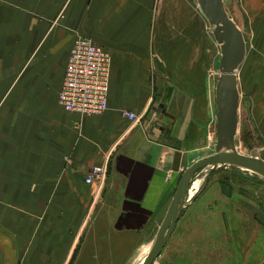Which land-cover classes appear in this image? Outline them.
Segmentation results:
<instances>
[{
    "label": "crops",
    "instance_id": "1",
    "mask_svg": "<svg viewBox=\"0 0 264 264\" xmlns=\"http://www.w3.org/2000/svg\"><path fill=\"white\" fill-rule=\"evenodd\" d=\"M240 2L252 48L236 73L237 120L243 94L264 137V0ZM189 9L192 30L205 38ZM161 11L175 14L168 43L158 35ZM178 11L159 0H0V264L141 263L180 173L199 157L193 91L209 118V85H190L194 57L184 52L188 83L176 72ZM76 35L110 55L99 114L57 103ZM94 165L105 172L85 183ZM195 198L181 209L156 264H224L194 228ZM125 211L131 223L116 228Z\"/></svg>",
    "mask_w": 264,
    "mask_h": 264
},
{
    "label": "rangeland",
    "instance_id": "2",
    "mask_svg": "<svg viewBox=\"0 0 264 264\" xmlns=\"http://www.w3.org/2000/svg\"><path fill=\"white\" fill-rule=\"evenodd\" d=\"M159 2L179 5V17L176 19V29H173V32L177 30L178 36L177 75H182L181 79L188 83L190 76L183 74L186 62L183 61L186 56L184 52H188L187 56L194 57L195 61L194 81H191L190 85L193 83L195 89L196 86L209 85L208 121H206L205 106L201 105V100L198 103L196 96L198 89L192 94L194 99L192 101L194 105L192 119L194 126L199 129L198 145L195 146L193 153L195 157L197 155L200 158L214 152L215 105L213 90L219 67V47L211 35L212 26L202 15L195 0H159ZM222 4L227 16L234 24H239H237L240 26L238 29L241 31L244 41V54L248 53L252 47L248 42L245 23L239 22L242 16L243 20L246 18L241 7L242 3L240 0H222ZM189 8H192L193 14L198 15L201 19L200 34L204 33L205 38L203 39L196 35V30H192ZM185 9L187 10L185 11ZM160 14L162 27L158 35L162 43H168L169 39H172V36L169 35V17L170 15L174 17L175 14L163 11ZM190 54H194V56ZM202 57H204L203 65H201ZM242 61L236 69L235 76L236 73L238 75ZM184 82L178 80L174 84H177V87H182ZM158 84L163 87L161 82ZM239 97H241V104L238 108V122L233 139L235 149L244 155L254 154L264 161V137L261 133L259 134L254 124L248 106L249 99L243 94ZM156 113V111L153 113V117L157 115ZM192 198L195 199L190 211L199 213L192 220L195 222L194 228L201 227L203 229L201 237L203 243L208 242L212 252L219 255L220 261H224V264H264V182L262 180L233 167L207 165L193 174L183 207H186L187 204L190 205ZM183 227H186V223L183 224ZM210 256L213 257L214 254L212 253ZM152 264H156V260Z\"/></svg>",
    "mask_w": 264,
    "mask_h": 264
},
{
    "label": "water",
    "instance_id": "3",
    "mask_svg": "<svg viewBox=\"0 0 264 264\" xmlns=\"http://www.w3.org/2000/svg\"><path fill=\"white\" fill-rule=\"evenodd\" d=\"M202 15L212 26L211 35L219 47L218 71L215 76L213 101L214 152L187 165L180 173L164 216L140 264H152L164 245L183 207L193 174L207 165L233 167L250 173L264 182V161L254 154H241L235 149L238 92L235 72L244 55L241 31L227 16L222 0H195Z\"/></svg>",
    "mask_w": 264,
    "mask_h": 264
},
{
    "label": "built area",
    "instance_id": "4",
    "mask_svg": "<svg viewBox=\"0 0 264 264\" xmlns=\"http://www.w3.org/2000/svg\"><path fill=\"white\" fill-rule=\"evenodd\" d=\"M110 55L89 37L76 35L72 40L57 91V103L66 111L94 115L106 109ZM125 116L135 121L132 113ZM105 172L104 166H89L83 176L85 183Z\"/></svg>",
    "mask_w": 264,
    "mask_h": 264
},
{
    "label": "trees",
    "instance_id": "5",
    "mask_svg": "<svg viewBox=\"0 0 264 264\" xmlns=\"http://www.w3.org/2000/svg\"><path fill=\"white\" fill-rule=\"evenodd\" d=\"M130 162V161H129ZM131 163V162H130ZM254 176V175H253ZM256 177V176H255ZM126 206V205H125ZM141 210V209H140ZM141 214H147L144 210L140 211ZM131 215L125 211L122 215H120L116 222H115V227L116 228H122V227H128L129 224L131 223Z\"/></svg>",
    "mask_w": 264,
    "mask_h": 264
}]
</instances>
